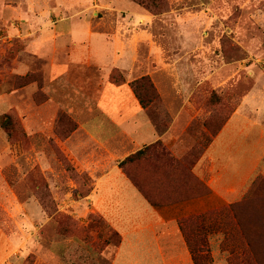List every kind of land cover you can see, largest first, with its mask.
<instances>
[{
    "label": "crops",
    "instance_id": "0c3cea01",
    "mask_svg": "<svg viewBox=\"0 0 264 264\" xmlns=\"http://www.w3.org/2000/svg\"><path fill=\"white\" fill-rule=\"evenodd\" d=\"M128 8L124 20L100 16L95 23L85 8L59 17L41 16L37 32L27 33L32 36L28 49L42 64L44 92L77 123L63 144L92 180L87 216L100 217L120 236L110 264H195L187 232L198 229L187 223L182 227L180 220L196 215L202 217L212 264H263L264 230L254 225L244 235L235 217L236 211L243 216L260 213L256 205L261 194L254 190L264 179L258 158L264 150V128L251 126L242 109L235 110L215 134L204 129L206 144L190 171L208 189L206 194L154 206L118 166L125 156L156 141L180 158L182 121L189 115L185 106L189 89L175 83L168 51L153 36L129 25L144 14L137 6ZM22 57L20 53L15 60L18 73L28 68ZM113 70L122 74L124 82L110 80ZM141 76H149L165 105H172L167 107L170 122L163 130L157 129L149 108L139 103L129 84ZM166 85L170 90H165ZM27 87L16 89V109L25 101L16 94ZM10 96L0 93V108ZM34 113L20 114L28 135L32 133L26 126L28 119L33 134L42 127L43 117ZM7 136L0 129V264H7L24 246L23 202L14 188L24 177L23 150L21 144L7 143ZM236 204L240 205L233 210ZM12 205L14 213L8 212ZM18 213L19 220L13 218L14 227L8 232V217Z\"/></svg>",
    "mask_w": 264,
    "mask_h": 264
},
{
    "label": "rangeland",
    "instance_id": "374dc122",
    "mask_svg": "<svg viewBox=\"0 0 264 264\" xmlns=\"http://www.w3.org/2000/svg\"><path fill=\"white\" fill-rule=\"evenodd\" d=\"M130 5L137 6L144 18L129 25L150 34L168 51L169 71L176 77L175 83L189 89L190 99L185 104L189 115L182 121L180 158L161 142V148L181 162L186 178L187 174L191 176L187 185L180 181L174 192L199 191L190 168L206 144L204 129L215 134L238 108L250 119L251 126L264 128V0H0V93L11 95L6 106L0 108V117L9 114L14 122L13 136L6 140L21 144L24 176L14 185L23 211L7 221L9 232L15 218H22L24 246L10 256L7 264H110L112 260L119 235L100 217L87 216L86 197L92 180L63 144L64 136L77 123L44 92L42 64L28 49L32 36L27 33L37 32L41 16L59 17L84 8L92 23L100 16L124 20ZM20 53V61L28 64L22 73L15 70ZM112 73L118 79L122 77L118 70ZM25 86L16 94L22 96L24 104L16 109L15 91ZM155 90L158 96L147 107L157 129L163 130L170 122L167 107L172 105L166 106ZM5 109L7 112L2 113ZM32 112L43 117L42 127L33 134V122L28 119L26 126L32 131L28 135L20 114L31 116ZM151 153L156 154L154 149ZM259 154L262 169L264 150ZM154 159L142 160L135 169L137 174L142 176L145 169L152 174L160 171L154 168ZM8 212L14 213L13 205ZM192 232H187L188 240L197 248L206 238L203 233ZM208 249L210 261L204 259L205 253L197 254L201 264H212Z\"/></svg>",
    "mask_w": 264,
    "mask_h": 264
},
{
    "label": "trees",
    "instance_id": "16d2710c",
    "mask_svg": "<svg viewBox=\"0 0 264 264\" xmlns=\"http://www.w3.org/2000/svg\"><path fill=\"white\" fill-rule=\"evenodd\" d=\"M110 78L113 82L116 83L124 82V79L122 77L118 79L113 73H111ZM129 84L139 103L143 107L148 106V104L155 100L158 96L155 87L148 76H142L140 78L134 79L130 81ZM140 89H143L144 91L140 92ZM13 125L14 122L11 120V116L9 114L5 113L0 117V128L8 135V138L13 136ZM75 128L76 127L74 125V127L64 136V139L68 137ZM153 149L154 153L156 152L154 156L153 153H151ZM149 157H151L152 159L155 158L153 160L155 164L154 168H158L160 169V171H156V173L152 174L149 172L148 169H145L143 170L142 176L138 175L135 170L137 169V165H139L142 160H145V158L148 159ZM118 166L130 179V181L135 185V187L142 193V195L154 206L173 204L185 199L201 196L208 192V189L202 184V182H200L196 177H194L192 173L191 174L194 178L193 180L196 182V185L199 186V191L189 193L187 192L184 194L174 192V188L179 184L180 181H185L184 184H186L188 178L191 176L187 174L186 178V171L181 166V162L171 156L166 151V149H164V147L161 148L160 141L148 144L138 149L137 151L125 156L122 160L118 162ZM168 188L171 189L168 190ZM254 193L261 194V200L256 205L261 209L260 213H258V215L247 214L243 216L238 214L237 211L235 212L237 223L242 226L241 229L244 235H247V228L252 227L254 225L260 227L262 231L264 230V179L260 180L256 189L254 190ZM239 205L240 204L232 205L231 208L235 210L237 209L236 207ZM201 218V215H196L190 218H183L180 220V222L182 224V227L183 224L187 223L190 228L192 227V229H198V231H193L195 234L201 235V233H203L202 236H205V232H203L202 230L204 228L201 226V221H199V219L201 220ZM115 233L118 234L117 232ZM192 235L193 238L196 237L194 234ZM202 238L203 237H201L200 241L202 240ZM119 242L120 236L115 246H117ZM190 248L193 253V259L195 264H201L199 261V256L197 255L198 252L205 253L204 259L210 261L209 249L206 246V241L202 240L201 245H199V247L197 248H195L193 244H190Z\"/></svg>",
    "mask_w": 264,
    "mask_h": 264
}]
</instances>
